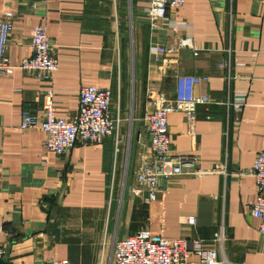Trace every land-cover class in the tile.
I'll list each match as a JSON object with an SVG mask.
<instances>
[{"label":"crops","instance_id":"obj_1","mask_svg":"<svg viewBox=\"0 0 264 264\" xmlns=\"http://www.w3.org/2000/svg\"><path fill=\"white\" fill-rule=\"evenodd\" d=\"M167 17L185 24L198 47L182 49L172 70L203 79L194 95V129L182 112L168 116L172 149L192 153L207 173L180 175L145 203L132 189L149 144L143 117L148 87L175 91L174 72L162 75L154 44L172 39L147 20L150 0H0V17L14 11L8 53L13 64L31 54V36L45 24L58 67L52 82L15 69L0 76V244L17 264H111L115 240L149 228L163 239L202 240L221 226L220 264H264L262 221L251 214L256 199L250 168L264 139V0H185ZM176 34V35H177ZM56 90L55 115L79 109L78 89L111 90L110 116L119 118L101 143L78 142L58 155L45 146V132L23 130L27 110L39 114L44 92ZM247 96L240 110L233 101ZM221 165L224 172H212Z\"/></svg>","mask_w":264,"mask_h":264},{"label":"built area","instance_id":"obj_2","mask_svg":"<svg viewBox=\"0 0 264 264\" xmlns=\"http://www.w3.org/2000/svg\"><path fill=\"white\" fill-rule=\"evenodd\" d=\"M185 0H150L147 9V20L152 29L160 26L170 28L175 34L165 43L154 44L149 48L150 54L160 56L158 66L162 75L174 72L175 91L172 96L161 90L148 87L146 93L148 109L143 117L145 132L149 144L142 154V163L135 171L132 189L139 196H144L145 203L157 199L158 193L180 175L201 176L208 171L199 165L198 156L192 153H176L172 149V138L169 134L168 116L174 112H182L188 125L194 129L196 123V107L198 104L210 105L208 95H194L193 86L203 77L187 75L179 70H172L177 63L179 52L189 49L198 54V47L185 24L174 23L166 16L168 9L181 7ZM14 11L6 8L0 17V76L12 75L15 69H21L35 76L40 81L52 82L54 71L58 67L55 46L49 40L46 25L41 23L34 27L31 40V54L20 63L13 64L8 53L9 38L13 31ZM178 33V34H177ZM177 34V35H176ZM79 109L69 118L55 115L54 98L56 90L49 86L44 92L42 109L39 114L25 111L19 123L20 128H38L45 132V146L48 150L61 155L67 153L78 142L85 145L101 143L103 138L114 136L116 141L119 132V118L110 116L111 90L98 86H81L78 89ZM247 96L238 95L232 102L234 108L240 110L246 103ZM223 171L221 165L212 172ZM250 174L254 178L256 199L251 205V214L262 221L264 231V139ZM225 230L221 226L213 234L211 247H205L202 240L163 239L149 228H142L131 236L114 241L111 251V264H220L216 243L222 246L225 241ZM0 258L6 259V250L0 244ZM46 264H69L66 260L48 259Z\"/></svg>","mask_w":264,"mask_h":264},{"label":"water","instance_id":"obj_3","mask_svg":"<svg viewBox=\"0 0 264 264\" xmlns=\"http://www.w3.org/2000/svg\"><path fill=\"white\" fill-rule=\"evenodd\" d=\"M0 264H17V263H15L14 261L11 262L6 259L0 258Z\"/></svg>","mask_w":264,"mask_h":264}]
</instances>
